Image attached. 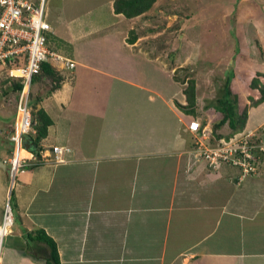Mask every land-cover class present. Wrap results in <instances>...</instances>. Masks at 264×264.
<instances>
[{
    "label": "crops",
    "instance_id": "0c3cea01",
    "mask_svg": "<svg viewBox=\"0 0 264 264\" xmlns=\"http://www.w3.org/2000/svg\"><path fill=\"white\" fill-rule=\"evenodd\" d=\"M71 35L76 45L82 39L62 36ZM136 43H127L132 59ZM56 46L76 68L60 70L65 81L51 93L44 84L34 87L33 100L41 99L37 108L53 125L42 150L25 144L30 167L21 172L18 202L12 198L15 224L3 240L0 264H45L49 247L26 236L39 230L56 242L61 264H264V152L258 173L246 177L236 166L209 168L187 131L195 118L173 104L187 103L183 88L175 85L164 97L100 62L83 61L77 50L67 56ZM1 78L0 224L11 191L17 103V80ZM136 91L150 94L134 96ZM254 108L247 126L260 129L264 146V102ZM222 133L229 132L223 127ZM55 146L71 149L67 163H55ZM90 214L95 222L81 219Z\"/></svg>",
    "mask_w": 264,
    "mask_h": 264
},
{
    "label": "rangeland",
    "instance_id": "374dc122",
    "mask_svg": "<svg viewBox=\"0 0 264 264\" xmlns=\"http://www.w3.org/2000/svg\"><path fill=\"white\" fill-rule=\"evenodd\" d=\"M114 1L46 0L45 17L54 28L55 35L61 34L60 39L50 34L53 40H50L49 46L55 49L59 43L65 49L60 53L67 56H72L77 50L83 61L100 62L107 69L116 71L117 76L159 89L164 97L171 96L176 86L183 88L184 92L188 82L194 80L198 114L193 116L195 120L187 131L193 135L195 143L201 139L204 144L201 148L209 147L207 139L200 137V130L218 144L234 143L244 138L249 133L247 126L229 139L217 140L213 136V125L223 116L215 107L227 92L225 84L228 80H231L230 99L237 105L236 112L239 115L246 110L249 114V110L257 106L253 102L260 98L261 92L254 90L251 85L256 78L264 81L263 77L258 76L264 75V0H156L149 12L134 19H127L123 15L122 19H117L112 11ZM132 28L140 35L139 42L131 49L135 54L133 59L126 43ZM73 33L82 38L77 45L72 35L64 37ZM115 88L117 93L124 94L121 86ZM3 90L0 85V91ZM149 94L136 91L134 96ZM180 97L183 100L184 97ZM8 100L10 105L15 104L13 96ZM155 104L158 109L162 107V104ZM173 104L181 111L177 102ZM259 113L260 110L256 112L257 118ZM263 114L264 110L261 112ZM194 123L199 124L197 130L194 129ZM224 129L231 131L228 124ZM182 144L186 145V142L182 140ZM47 147L52 148L49 142ZM194 152L205 161L197 148H194ZM26 154L22 150L24 157ZM22 171L15 180L17 184L9 192L5 207L10 202L13 208L12 198L17 202L19 200L24 181L20 179ZM102 176L112 175L106 173ZM3 191L1 186L0 194ZM31 191L28 190V196ZM89 216L84 215L81 219L95 222L94 215Z\"/></svg>",
    "mask_w": 264,
    "mask_h": 264
},
{
    "label": "built area",
    "instance_id": "2783aa9c",
    "mask_svg": "<svg viewBox=\"0 0 264 264\" xmlns=\"http://www.w3.org/2000/svg\"><path fill=\"white\" fill-rule=\"evenodd\" d=\"M45 3L46 0H0V77L6 74L23 85L18 93L14 132L10 136L14 143L13 155L8 160L11 188L18 173L29 166L22 150L24 137L35 133L30 107L33 79L40 75L42 64L47 61L63 63L69 69L76 67L74 61L52 51L48 45L53 27L45 17ZM198 127L199 124H195L194 129ZM199 135L207 139L209 147L202 149L201 139L195 145L210 168L216 170L226 164L240 168L244 176L258 173L257 161L264 152V146L256 142L254 131L234 143L222 144L213 143L211 137L207 138L208 134L201 130ZM70 152L67 147H53L55 163H67ZM13 224L14 211L9 202L0 224V246Z\"/></svg>",
    "mask_w": 264,
    "mask_h": 264
},
{
    "label": "trees",
    "instance_id": "16d2710c",
    "mask_svg": "<svg viewBox=\"0 0 264 264\" xmlns=\"http://www.w3.org/2000/svg\"><path fill=\"white\" fill-rule=\"evenodd\" d=\"M155 3L156 0H115L113 3V7L116 15H123L127 19H134L143 16L145 13L149 12ZM139 37L140 35L136 34L134 30H132L130 32L127 43L130 45H134L139 39ZM48 43L50 44V42ZM56 47L57 46H55V49L51 47L52 51L56 52ZM258 76H261L260 78H264V75L258 74ZM64 81L65 78L63 77V73L59 72L51 62L47 61L42 64V70L40 75L34 78L32 88L34 89L36 85L44 84L50 87L51 93L55 89L61 87V84ZM177 81H180V79H178ZM182 83H185V80H182ZM230 84L231 80H228V82L225 84L227 92L221 99L218 100V104L215 107L216 111L221 112L223 114L221 120L218 123H215L212 129L213 136L216 137L217 140L229 139L236 133L243 130L246 126V121L248 118L247 110L244 111V113L241 115L236 112L237 105L233 103L230 99ZM187 85V88H185L183 92L186 96L187 103L185 105L178 104V107L183 113L189 116L196 117V115L198 114L196 82L194 80H191L188 82ZM14 87L16 94L20 92V90L23 88V85L20 82H15ZM251 87L261 92L260 98L256 99L253 102L254 105L259 106L264 102V81L256 78L252 82ZM33 99L34 97L31 98L30 107L32 110L33 129L35 133L31 134V136L34 139V144L37 146L38 151H40L42 150L41 143L47 138L49 134V128L53 125V121L44 109L37 108V104L41 101V99ZM226 124H228V126L231 128V131L228 134L222 133L223 127H225ZM26 236L28 240H30L32 243L36 241L43 242L49 247V259H47L45 264H61L57 244L51 237L47 235L44 230H39L36 233L28 232L26 233Z\"/></svg>",
    "mask_w": 264,
    "mask_h": 264
},
{
    "label": "clouds",
    "instance_id": "9594fccd",
    "mask_svg": "<svg viewBox=\"0 0 264 264\" xmlns=\"http://www.w3.org/2000/svg\"><path fill=\"white\" fill-rule=\"evenodd\" d=\"M49 34H52V33H49ZM48 42H50L49 40H48ZM48 45H49V43H48ZM50 47V46H49ZM51 49V48H50ZM55 52V51H54ZM58 53V52H57ZM48 62H51V61H48ZM52 64H53V66H55L56 68H57V70L58 71H60V70H62V69H69V68H66L65 67V64H63V63H56V62H51ZM76 64V63H75ZM61 67V69H60V67ZM76 68V67H75ZM74 68V69H75ZM74 69H70V70H74ZM42 70V69H41ZM61 72V71H60ZM39 76V75H38ZM34 80V79H33ZM32 85H33V81H32ZM32 90H33V88H32ZM17 99H18V93H17ZM16 106H17V103H16ZM248 119H249V114H248V118H247V121H246V126H247V123H248ZM192 124V123H191ZM194 124H198V123H194ZM247 130H248V132H250V131H254L255 132V134H256V136H255V140H256V142L258 143H261V141L259 140V132H260V129H257V128H250L249 126H247ZM30 136H31V134H30ZM233 136H235V135H233ZM32 137V136H31ZM25 138V137H24ZM257 138H258V140H257ZM262 144V143H261ZM24 146V148H23V150L25 151V145H23ZM12 155H13V152H12ZM12 157V156H11ZM24 157V156H23ZM65 164V163H64ZM30 166H28V168H29ZM214 170V169H213ZM17 177H18V175L16 176V179H17ZM15 179V180H16ZM15 183V182H14ZM2 246V245H1ZM1 246H0V248H1Z\"/></svg>",
    "mask_w": 264,
    "mask_h": 264
},
{
    "label": "water",
    "instance_id": "95a60500",
    "mask_svg": "<svg viewBox=\"0 0 264 264\" xmlns=\"http://www.w3.org/2000/svg\"><path fill=\"white\" fill-rule=\"evenodd\" d=\"M29 143V144H32V149H37V146L34 144V142H33V138L30 136V135H26L25 136V138H24V145L26 144V143Z\"/></svg>",
    "mask_w": 264,
    "mask_h": 264
},
{
    "label": "flooded vegetation",
    "instance_id": "af4514ba",
    "mask_svg": "<svg viewBox=\"0 0 264 264\" xmlns=\"http://www.w3.org/2000/svg\"><path fill=\"white\" fill-rule=\"evenodd\" d=\"M30 166V165H29ZM8 172H9V170H8ZM10 177V176H9Z\"/></svg>",
    "mask_w": 264,
    "mask_h": 264
}]
</instances>
